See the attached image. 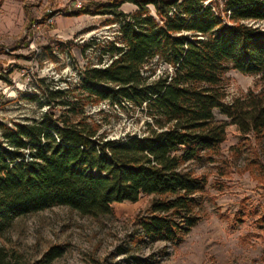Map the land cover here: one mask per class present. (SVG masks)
Masks as SVG:
<instances>
[{
  "label": "trees",
  "instance_id": "trees-1",
  "mask_svg": "<svg viewBox=\"0 0 264 264\" xmlns=\"http://www.w3.org/2000/svg\"><path fill=\"white\" fill-rule=\"evenodd\" d=\"M70 14L117 23V35L99 44L98 64L80 71L75 90L44 91L39 119L0 123V236L54 205L96 217L152 195L136 221L141 236L179 243L201 218L196 195L207 184L190 164L213 161L229 124L264 137V0H90ZM154 58L166 65L158 74L147 67ZM229 69L257 75L256 88L226 101ZM100 102L140 113V131L107 137L84 110ZM64 252L50 245L31 264ZM0 264H10L2 247Z\"/></svg>",
  "mask_w": 264,
  "mask_h": 264
},
{
  "label": "rangeland",
  "instance_id": "rangeland-1",
  "mask_svg": "<svg viewBox=\"0 0 264 264\" xmlns=\"http://www.w3.org/2000/svg\"><path fill=\"white\" fill-rule=\"evenodd\" d=\"M78 1L90 0H0V123L39 119L47 109L44 91L75 90L80 71L98 64L99 44L116 37L117 23L70 14ZM121 9L129 13L135 6L124 3ZM92 37L98 42L84 49ZM149 66L155 74L166 68L156 58ZM226 77V101L257 86V75L229 69ZM84 110L112 139L140 131L143 122L140 113L106 102L87 103ZM215 117L226 119L218 110ZM190 167L205 174L207 184L196 195L201 218L179 243L141 236L136 221L153 198L141 195L112 203L102 216L65 205L20 216L0 236V247L10 264H31L53 244L65 252L50 264H264V137L243 136L229 124L213 161L203 158Z\"/></svg>",
  "mask_w": 264,
  "mask_h": 264
},
{
  "label": "built area",
  "instance_id": "built-area-1",
  "mask_svg": "<svg viewBox=\"0 0 264 264\" xmlns=\"http://www.w3.org/2000/svg\"><path fill=\"white\" fill-rule=\"evenodd\" d=\"M80 5H81L80 2L78 1V5H77V6H80ZM46 22H47V23H48V22H51V17L47 18Z\"/></svg>",
  "mask_w": 264,
  "mask_h": 264
},
{
  "label": "crops",
  "instance_id": "crops-1",
  "mask_svg": "<svg viewBox=\"0 0 264 264\" xmlns=\"http://www.w3.org/2000/svg\"><path fill=\"white\" fill-rule=\"evenodd\" d=\"M89 16V15H88ZM92 17V16H91Z\"/></svg>",
  "mask_w": 264,
  "mask_h": 264
}]
</instances>
